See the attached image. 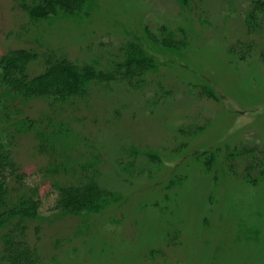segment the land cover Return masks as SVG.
I'll use <instances>...</instances> for the list:
<instances>
[{"label": "rangeland", "instance_id": "374dc122", "mask_svg": "<svg viewBox=\"0 0 264 264\" xmlns=\"http://www.w3.org/2000/svg\"><path fill=\"white\" fill-rule=\"evenodd\" d=\"M250 1L193 0L182 8L177 0H91L88 17L32 25L11 0H0V56L31 47L102 62L136 40L149 47L157 66L139 88L113 85L56 110L69 128L56 150L71 165L98 157L99 184L120 197L105 212L53 209L56 177L43 175L52 156L37 150L31 133L19 138L15 158L27 182L44 181L46 218L32 223L39 226L41 264H264V180L253 184L232 174L227 164L240 172V160L225 157L236 147L264 151V28L247 35ZM161 25L182 28L185 49L166 52L151 44L145 27L158 35ZM245 41L254 48L240 59L230 48ZM30 69L42 70L37 61ZM198 87L210 88L218 100L197 95ZM24 109L34 119L52 114L46 99ZM204 151H216L209 170L202 162L209 154L196 158Z\"/></svg>", "mask_w": 264, "mask_h": 264}, {"label": "trees", "instance_id": "16d2710c", "mask_svg": "<svg viewBox=\"0 0 264 264\" xmlns=\"http://www.w3.org/2000/svg\"><path fill=\"white\" fill-rule=\"evenodd\" d=\"M11 2L13 9L25 14L27 22L32 25L57 18L82 19L89 16L91 8V0ZM177 2L182 8H188L193 0ZM244 23L247 35L258 33L264 28V0L249 2ZM157 29L158 35L148 27L144 29L151 44L175 53L187 46V35L182 28L169 29L161 25ZM252 48L253 42L245 41L230 49L232 53L234 50L240 51V59H244ZM148 49L143 43L131 40L117 46L115 56L102 62L76 61L54 50L41 52L31 47H11L0 56V264L42 263L37 250L39 226H32V223L46 218L40 212V189L44 181L39 180L35 184L27 182L29 174L16 161L14 150L23 134L31 133L36 140L37 150L52 156L43 175L56 177L50 184L56 192L53 209L58 213L99 214L114 203H119L120 197L101 186L97 180L98 157L93 156L84 163L71 165L67 153L56 150L64 141L62 139L68 136L69 128L63 121H58L55 114L57 109L63 110L59 106L86 102L95 91L105 92L112 89L113 85L139 88L145 83L146 75L157 69L154 55ZM242 49L245 51L242 52ZM260 57L264 61V50ZM36 61L42 68L38 72L30 69ZM196 93L213 101L218 100L210 88L198 87ZM34 99L48 100L52 114L45 113L38 119L26 115L24 105ZM191 128L195 131L193 126ZM179 131L189 133L182 128ZM215 153L199 152L196 158L202 161L209 154L210 160L202 161L209 170ZM225 157L228 163L237 158L240 160V172H232L237 164H227L232 174L253 184L264 180V151H259V148L236 147L229 150Z\"/></svg>", "mask_w": 264, "mask_h": 264}]
</instances>
